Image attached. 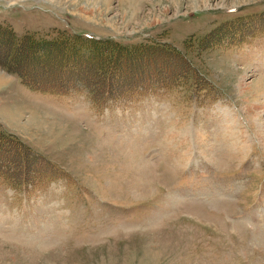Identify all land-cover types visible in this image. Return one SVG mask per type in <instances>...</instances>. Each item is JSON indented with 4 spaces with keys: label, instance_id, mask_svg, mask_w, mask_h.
Here are the masks:
<instances>
[{
    "label": "rangeland",
    "instance_id": "374dc122",
    "mask_svg": "<svg viewBox=\"0 0 264 264\" xmlns=\"http://www.w3.org/2000/svg\"><path fill=\"white\" fill-rule=\"evenodd\" d=\"M1 59L73 82L0 67V264H264V0H0Z\"/></svg>",
    "mask_w": 264,
    "mask_h": 264
},
{
    "label": "trees",
    "instance_id": "16d2710c",
    "mask_svg": "<svg viewBox=\"0 0 264 264\" xmlns=\"http://www.w3.org/2000/svg\"><path fill=\"white\" fill-rule=\"evenodd\" d=\"M14 34L12 31L9 32V41L8 43L9 44V48L11 49V45H15L17 46V48L19 49L18 51H27V53H25V59L29 58L30 59V54H35L37 55L36 53L34 52H41L42 50H44V46L42 45L41 47L40 46H35L36 43H32L30 41V38L26 40H28L27 43H17L16 42V39L17 38H14ZM15 40V41H14ZM33 44V45H30V44ZM45 44V43H44ZM47 45V44H46ZM52 46V45H50ZM52 48V47H50ZM123 51H130V50H127V49H124ZM39 54V53H38ZM19 56H20V52H19ZM28 56V57H26ZM3 59V58H2ZM0 60V67H3L4 69H6V71L8 72H14V73H17L20 78L22 79L23 81V84H25L26 86H28L29 88L31 89H34V90H39V91H48V92H55V93H59L60 91L66 89L67 87H70L71 86V83L73 82V80L71 79V83H66L68 80L70 81V79H65L64 76L63 78L61 77V73L59 72L58 70V66L56 65H53L52 67L47 64L48 68L46 65H44V67L46 68V70H44L43 72L44 73H47L48 72V77L49 75H51L50 78H52L53 80H55V84H50V83H45V82H42L41 80L39 81V78L41 79V76H36L34 79L31 78V70L27 69L28 67L22 65V64H18L16 65L15 60L13 63H10V62H5L6 60ZM29 65V64H28ZM104 65H102V68H103ZM66 71H72L71 68H68L66 69ZM49 72L51 74H49ZM60 73V75H59ZM79 73V72H78ZM72 74H73V71H72ZM81 75H83V72L81 73ZM76 76V81H77V74H74ZM42 79H45V77L42 76ZM82 79H85L84 76H82ZM97 86V84H96ZM99 86V85H98ZM89 87V86H88ZM60 88V90H59ZM91 92V91H90ZM93 92V91H92ZM96 92V91H94ZM97 95V94H96Z\"/></svg>",
    "mask_w": 264,
    "mask_h": 264
},
{
    "label": "clouds",
    "instance_id": "9594fccd",
    "mask_svg": "<svg viewBox=\"0 0 264 264\" xmlns=\"http://www.w3.org/2000/svg\"><path fill=\"white\" fill-rule=\"evenodd\" d=\"M11 4H15L17 0H10Z\"/></svg>",
    "mask_w": 264,
    "mask_h": 264
},
{
    "label": "bare ground",
    "instance_id": "6f19581e",
    "mask_svg": "<svg viewBox=\"0 0 264 264\" xmlns=\"http://www.w3.org/2000/svg\"><path fill=\"white\" fill-rule=\"evenodd\" d=\"M2 82V75L0 74V83Z\"/></svg>",
    "mask_w": 264,
    "mask_h": 264
}]
</instances>
